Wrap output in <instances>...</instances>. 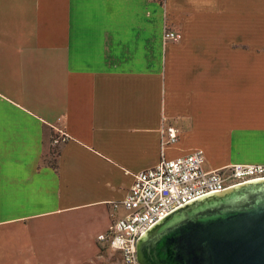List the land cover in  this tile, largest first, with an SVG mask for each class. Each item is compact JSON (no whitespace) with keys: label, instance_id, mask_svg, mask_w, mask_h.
Instances as JSON below:
<instances>
[{"label":"crops","instance_id":"0c3cea01","mask_svg":"<svg viewBox=\"0 0 264 264\" xmlns=\"http://www.w3.org/2000/svg\"><path fill=\"white\" fill-rule=\"evenodd\" d=\"M194 149L264 165V0H0V264H43L49 222L94 257L134 175Z\"/></svg>","mask_w":264,"mask_h":264},{"label":"water","instance_id":"95a60500","mask_svg":"<svg viewBox=\"0 0 264 264\" xmlns=\"http://www.w3.org/2000/svg\"><path fill=\"white\" fill-rule=\"evenodd\" d=\"M135 246L137 264H264V180L176 208Z\"/></svg>","mask_w":264,"mask_h":264},{"label":"built area","instance_id":"2783aa9c","mask_svg":"<svg viewBox=\"0 0 264 264\" xmlns=\"http://www.w3.org/2000/svg\"><path fill=\"white\" fill-rule=\"evenodd\" d=\"M179 37L177 32L163 29L165 42L177 41ZM176 130L172 126L165 129L166 144L177 141ZM204 162V153L194 149L180 158L161 159L153 168L135 174L129 193L113 204L114 209L124 210L123 216L115 219L98 241L116 252L121 264H137V240L168 213L208 194L264 180L261 164H232L211 171L203 169Z\"/></svg>","mask_w":264,"mask_h":264},{"label":"rangeland","instance_id":"374dc122","mask_svg":"<svg viewBox=\"0 0 264 264\" xmlns=\"http://www.w3.org/2000/svg\"><path fill=\"white\" fill-rule=\"evenodd\" d=\"M56 225L51 222L46 223L43 264H121L119 255L106 248V243L96 242L99 251L94 257L90 256L91 252L88 249L82 247L79 249L80 243L77 241L75 245L78 244V248H71L72 241L60 239V233L54 227Z\"/></svg>","mask_w":264,"mask_h":264},{"label":"trees","instance_id":"16d2710c","mask_svg":"<svg viewBox=\"0 0 264 264\" xmlns=\"http://www.w3.org/2000/svg\"><path fill=\"white\" fill-rule=\"evenodd\" d=\"M121 260V259H120Z\"/></svg>","mask_w":264,"mask_h":264}]
</instances>
